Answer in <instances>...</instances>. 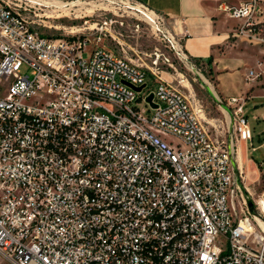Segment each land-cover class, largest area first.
Masks as SVG:
<instances>
[{"label": "built area", "instance_id": "2783aa9c", "mask_svg": "<svg viewBox=\"0 0 264 264\" xmlns=\"http://www.w3.org/2000/svg\"><path fill=\"white\" fill-rule=\"evenodd\" d=\"M37 5L0 0V264H264V194L244 193L238 163L246 98L218 97L214 139L158 70L41 33ZM218 9L264 53V0Z\"/></svg>", "mask_w": 264, "mask_h": 264}, {"label": "rangeland", "instance_id": "374dc122", "mask_svg": "<svg viewBox=\"0 0 264 264\" xmlns=\"http://www.w3.org/2000/svg\"><path fill=\"white\" fill-rule=\"evenodd\" d=\"M56 1L64 2L68 6L65 10H60L53 6L37 5L26 12L29 20L41 33L51 37L86 35L91 38L92 45L94 38H97L101 46L110 48L149 73L158 70L162 77L168 79L187 97L195 111H202L198 116L212 137L219 141L226 140L229 115L217 100L219 94L216 90L215 72L208 62L186 54L183 40L174 34L167 20H160L137 0ZM73 2L77 4L72 6ZM142 14L151 16L155 21L146 20ZM226 19L230 32H234L241 24L237 19ZM99 37H102L101 41ZM241 42L244 46L240 45ZM236 43L232 51L241 52L240 49H246L243 54L255 56L250 57L252 64L249 66L254 65L256 70V60L264 59L263 50L246 40H237ZM263 78L264 72L260 74L258 81ZM208 86L213 91L208 89ZM261 102L264 103V100L249 102L248 112L252 115V111L256 109L254 106H260ZM250 125L255 127V134L251 142H242L244 164L243 161L240 162L245 178L242 182L243 191L254 200L264 194V146L260 147L264 141V135L261 134L264 122L251 119ZM253 148H256V151ZM252 159L258 163L252 164L249 169L248 164H251Z\"/></svg>", "mask_w": 264, "mask_h": 264}, {"label": "crops", "instance_id": "0c3cea01", "mask_svg": "<svg viewBox=\"0 0 264 264\" xmlns=\"http://www.w3.org/2000/svg\"><path fill=\"white\" fill-rule=\"evenodd\" d=\"M137 1L167 19L174 34L183 40V48L188 56L205 62L212 58L211 66L215 72L216 90L221 98H246L245 110L250 124L251 119L255 122L260 120L264 122L263 102L260 103V106L259 104L254 106L256 109L252 111V115L247 109L249 102L264 100V78L262 81H247L249 71L255 70L254 65L249 66L252 64L251 58L255 56L243 54L244 51H247L246 49H240L241 52L232 51V47L237 45V40L243 41L244 39H236L233 37V32H230L228 20L226 19L228 17L218 9L220 2L223 0ZM224 1L231 5H237L245 0ZM240 45L244 46L242 42ZM258 60H256V63ZM257 112H260V114H257ZM252 130H256L255 127ZM253 134H255V131H253ZM261 134L264 135V130ZM241 146L242 142L239 146V153L244 164ZM260 147H263L262 144ZM253 150L256 151V148H253ZM250 162L251 164H248L249 169L252 164L256 163L253 159Z\"/></svg>", "mask_w": 264, "mask_h": 264}, {"label": "bare ground", "instance_id": "6f19581e", "mask_svg": "<svg viewBox=\"0 0 264 264\" xmlns=\"http://www.w3.org/2000/svg\"><path fill=\"white\" fill-rule=\"evenodd\" d=\"M32 1H34V2H38L39 1L42 6H46V7L47 6L48 7L49 6H53L54 8H57V9H60V10H65L66 7L68 6V4H65L64 2L56 1V0H32ZM76 4H77L76 2L75 3L73 2L72 6H75ZM142 16L146 20L153 22V18L151 16H148V15H145V14H142ZM208 89H210L211 91H213V89L210 86H208ZM201 113H202V111L198 110L197 114H201ZM240 161H242V157H241V154L239 153V155H238V163H239L240 169L244 173V169L242 168V165H241V162ZM258 221H259L261 227H263V229H264V223L260 219Z\"/></svg>", "mask_w": 264, "mask_h": 264}, {"label": "water", "instance_id": "95a60500", "mask_svg": "<svg viewBox=\"0 0 264 264\" xmlns=\"http://www.w3.org/2000/svg\"><path fill=\"white\" fill-rule=\"evenodd\" d=\"M164 78V77H163ZM167 81H169L168 79H166ZM170 82V81H169ZM131 86V85H130ZM135 90H137V91H141L144 87H139V88H135V87H133ZM152 98H153V96L151 95L149 98H148V101L149 102H151V100H152ZM249 206H250V209L251 210H253V208H254V205H253V203L252 202H249Z\"/></svg>", "mask_w": 264, "mask_h": 264}, {"label": "trees", "instance_id": "16d2710c", "mask_svg": "<svg viewBox=\"0 0 264 264\" xmlns=\"http://www.w3.org/2000/svg\"><path fill=\"white\" fill-rule=\"evenodd\" d=\"M212 62H213V60H212V58H210V59L208 60V64L211 65ZM263 142H264V141H263ZM262 144H263V143H262ZM255 162L258 163L257 161H255Z\"/></svg>", "mask_w": 264, "mask_h": 264}]
</instances>
